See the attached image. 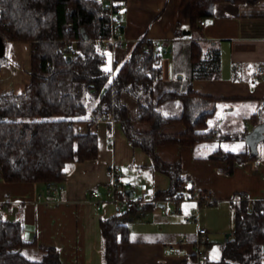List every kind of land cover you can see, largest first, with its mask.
Wrapping results in <instances>:
<instances>
[{
  "label": "trees",
  "instance_id": "1",
  "mask_svg": "<svg viewBox=\"0 0 264 264\" xmlns=\"http://www.w3.org/2000/svg\"><path fill=\"white\" fill-rule=\"evenodd\" d=\"M219 1L189 0L191 79L219 75L221 50L203 33V21L214 16ZM232 1L254 4L262 0ZM119 6L115 2L110 8L102 0H0V36L5 44L0 76L10 59L8 43L31 45L30 81L24 91L0 93V172L4 180L63 182L67 166L99 155L97 132L76 131L75 123L112 112L130 144L150 157V169L170 179L167 188L140 208L150 210L164 198L180 200L182 191L194 190L187 187L188 176L181 163L164 160L157 153L158 146L246 139L248 128L222 130L211 124L219 98L195 92L192 83L186 90L167 88L156 94L163 62L155 41L140 38L124 61H114V73L106 68V51L113 46L104 47L103 40L113 32ZM182 30L177 34L183 35ZM126 94L136 101L134 114L124 100ZM169 101L179 102L182 113H164L161 107ZM263 115L264 106L251 117L252 124L260 123ZM176 126L184 129H167ZM215 156L226 161L222 171L227 173L233 172L235 163L256 157L248 145L241 150L218 148L210 158ZM244 194L237 192L230 198L235 222L232 235L220 243V255L203 264H264V198ZM131 215L130 210L100 219L103 264H119V245L131 241ZM29 247H36L40 255H27ZM0 264L63 263L57 247L27 240L21 220L1 216ZM181 264H198L197 257L190 255Z\"/></svg>",
  "mask_w": 264,
  "mask_h": 264
},
{
  "label": "crops",
  "instance_id": "2",
  "mask_svg": "<svg viewBox=\"0 0 264 264\" xmlns=\"http://www.w3.org/2000/svg\"><path fill=\"white\" fill-rule=\"evenodd\" d=\"M115 2L120 4L116 15L123 22L124 45L110 50L114 61H124L134 44L142 37L155 41L161 47V52L168 48L166 55L172 53L175 67L183 61V67H176L174 70L175 73L183 70L180 78L184 84L178 88H169L186 90L192 83L195 92L219 98L214 115L219 111L221 118L211 122L212 125L217 126V129L233 130L225 127L224 122L230 123L233 116L242 115V105H251L252 115L242 117L244 124L239 129L248 128L250 132L256 126L252 124L251 117L264 106V77H260L258 73V68L264 65V0L254 4L236 3L232 0L216 3L214 16L203 21V33L208 41L220 48L221 69L216 77L196 79H191L190 76V36L177 34L179 29L188 28L189 0ZM15 44L12 51L18 52V59H26L28 75L26 80L20 82L18 76L21 74V64L18 62V68L10 63L9 67L14 70L15 78L3 82L0 76V93H21L30 81L31 45L29 42ZM165 63L167 62H163V65L167 67L169 74L170 68ZM164 75L166 73L163 68ZM160 92L156 91V94ZM124 100L134 114L135 99L126 94ZM178 104L182 113V106ZM163 111L168 113L166 103ZM260 123H264V115ZM250 124L252 127H249ZM89 129L98 134L99 155L67 166L61 183L48 185L11 182L4 180L0 172V217L21 220L24 224V237L29 241L35 240L38 244L57 247L63 264H103L99 222L102 217L116 211L111 203H106L97 210L87 191L91 187H97L103 196V183L111 178V165L121 168L120 181L126 189L135 187L123 173L126 168L148 171L151 180L141 181L148 182L152 196L167 188L170 183L168 175L150 169V157L141 148L130 144L118 122L101 119L87 121V124L81 121L75 123L76 131L86 132ZM167 129L183 130L184 127ZM247 145L250 147L246 139L222 143L212 141L196 146L165 144L157 147V153L166 161L180 162L183 173L193 179L192 186L210 191L216 200L214 204L225 200L230 203V198L237 192H244L251 199L264 198V139L256 144V157L245 163H235L231 173L222 171L227 167L223 158L210 156L218 148L241 150ZM184 202L179 203V208H185L186 211L188 203ZM140 208L131 210L132 215L128 221L131 241L119 245V264H181L186 257L194 254L196 231L179 227L177 230L178 219L167 215L171 212L159 202L150 210ZM209 233L211 235L210 230ZM183 238L186 241H182ZM211 243V257H214L216 247L212 238ZM171 244L176 245L175 251L169 249ZM30 248L32 255L38 254L36 247Z\"/></svg>",
  "mask_w": 264,
  "mask_h": 264
},
{
  "label": "rangeland",
  "instance_id": "3",
  "mask_svg": "<svg viewBox=\"0 0 264 264\" xmlns=\"http://www.w3.org/2000/svg\"><path fill=\"white\" fill-rule=\"evenodd\" d=\"M21 42V41H19ZM16 42H9L7 45V50H8V55L10 57L9 59V63L4 65V69L2 70L1 73V77L3 78L2 81L4 82L6 81H10L11 78H15V76L13 75V69H10L9 64H15L16 66L20 63V71L21 74L18 76L19 77V81L21 82V80H26L25 77H27V71H26V59H18L19 56L17 55V53H14V51H12L13 46L16 45ZM127 50V47L125 48ZM158 49L159 51L161 50V47H159L158 45ZM14 50V49H13ZM107 52V61H106V68L108 70H110L112 73H114L116 70L114 69V59L112 56V53L110 50L106 51ZM162 53V62H167L165 64H168L169 68H170V72L169 74L167 73V67L164 66L163 68L165 69V73L166 76H163L162 73V77L160 80H158V82L156 83V91H162L163 89H167L170 86H175V88L182 84H184V81L182 80V78H180V76H183V70H179L176 71V67L177 68H181L183 67V61H180L179 64L173 65V61H172V53L166 55V52H161ZM18 56V57H17ZM169 60V62H168ZM171 61V62H170ZM19 62V63H18ZM18 67V66H17ZM19 68V67H18ZM175 69V70H174ZM175 73V74H174ZM179 102H174V101H169L166 102V105H168V113L170 115H179L180 114V110L179 107L177 106ZM179 105V104H178ZM180 106V105H179ZM91 107L92 104L89 107V110L87 112V114L85 115V117H89L91 115ZM133 108V107H132ZM163 109V106L161 107ZM241 110H242V115L238 114L237 116H233L232 117V121L230 123H226L224 122V126L228 127L229 129H239L240 126H242V124H244V121L242 119V117H249L251 116V112L253 111V109H251V105H242L241 106ZM219 111L216 112V114L212 117L211 122H214L216 120H218V118H221V115H219ZM84 117V118H85ZM230 117V116H229ZM81 122L86 123L87 121L82 120ZM232 124V125H231ZM249 127H252L251 124ZM123 173L127 176V179L130 180V182L133 184V186H137L139 185L141 180H151V178L149 177L148 171L147 170H142L141 168H131L128 169L126 168ZM132 175V176H130ZM192 185H188L187 187H190ZM100 190V189H99ZM101 192V191H100ZM180 199V198H179ZM166 200V198L160 200L163 201ZM159 201V202H160ZM185 201L184 203H188V210L185 211V208L180 210L178 212H175V208H176V204L172 201H168L166 203V205L168 206V211L171 212V214H167L172 216V218H177L178 221L176 222L177 227L176 229L178 230L179 228H183V229H189L190 231L193 232H197L198 228L200 226H205L208 230H210L211 232V238L215 243V250L213 252V256L214 257H218L220 255V251H219V244L221 242H223L226 239V234L228 232H231L234 228L235 222H234V212L233 209L230 206V203L228 201H219L217 202V204H207L204 203L200 206L199 209V217H198V221L196 222H188L185 219V214L189 213L191 210V207H193L195 204L192 201H188V200H182ZM180 201V202H182ZM179 202V203H180ZM184 210V211H183ZM176 216V217H174ZM181 221V222H179ZM32 249L30 248H26L25 249V253L33 258H37L40 254L38 252L37 255H35V253H33V255L31 254ZM211 253V251H210Z\"/></svg>",
  "mask_w": 264,
  "mask_h": 264
},
{
  "label": "built area",
  "instance_id": "4",
  "mask_svg": "<svg viewBox=\"0 0 264 264\" xmlns=\"http://www.w3.org/2000/svg\"><path fill=\"white\" fill-rule=\"evenodd\" d=\"M106 3V5L110 8H113L115 0H102ZM122 26L123 22L120 17L117 15L114 16V20L112 23L113 32L112 34L103 40V46L108 47V45H112L114 47H121L124 45V39L122 36ZM146 50H149V47H145ZM168 48L164 49L166 52ZM161 51V50H160ZM258 73L260 77H264V65H261L258 68ZM106 120V121H114V117L112 112H108L106 115L97 117L91 116L90 121L97 120ZM110 175L111 178L107 182L103 183V196L97 187H91L88 189L87 194L93 199L95 204V208L100 210L106 203H111L115 207L116 212H124L135 210L137 208L142 207L147 201H149L152 197L149 185L147 181H141L139 185L135 187H131L130 189H126L122 186L120 178H121V168L117 165H111L110 167ZM186 184L193 185V179L191 177H187ZM131 191V194H130ZM244 197H247V194H244ZM215 197L213 194L202 188H195L193 191H182L180 193V200L177 199H166L160 201L164 209H168L166 203L168 201H172L176 204L175 212L179 211V202L182 200H190L194 202V206L191 207L189 213L185 215V219L188 222H196L199 217V209L200 206L204 203L211 204ZM182 241H186V238H183ZM211 243V235L209 230L205 226H200L197 231V236L194 240V254L197 257L198 264H203L205 261L209 260L211 257L210 249L208 248V244ZM169 249L171 251L176 250V245H169Z\"/></svg>",
  "mask_w": 264,
  "mask_h": 264
},
{
  "label": "water",
  "instance_id": "5",
  "mask_svg": "<svg viewBox=\"0 0 264 264\" xmlns=\"http://www.w3.org/2000/svg\"><path fill=\"white\" fill-rule=\"evenodd\" d=\"M184 34H189L190 30L189 29H183ZM5 53V44L3 38L0 36V57L4 55ZM260 139H264V123H260L253 127V129L247 134L246 140L247 143L250 145L251 152L253 154H257V148L256 144ZM131 194V191H130ZM231 232H228L226 234V240L229 239Z\"/></svg>",
  "mask_w": 264,
  "mask_h": 264
}]
</instances>
